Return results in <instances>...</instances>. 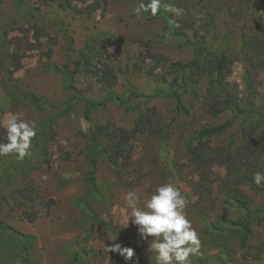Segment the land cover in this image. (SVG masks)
<instances>
[{
	"label": "rangeland",
	"instance_id": "1",
	"mask_svg": "<svg viewBox=\"0 0 264 264\" xmlns=\"http://www.w3.org/2000/svg\"><path fill=\"white\" fill-rule=\"evenodd\" d=\"M91 2H76L78 10L93 5ZM140 2L104 0L101 7L90 6L89 13L78 14L64 8L61 0H47L48 6L39 0H23L25 7L18 6L17 0H0V143L7 142L9 114L36 123L30 156L23 161L17 160L15 154L0 157V264H157L156 253L150 247L154 238L142 239L131 218L125 224L131 209L124 197L134 191L142 206L164 183H172L187 198L184 214L201 240L200 254L189 257L191 264H264V183L253 182L254 174L263 171L264 166L256 160L249 161L243 169L246 181L240 177L227 179L222 168L214 169L209 206L198 201L190 186V181L196 179L194 164L177 137L181 130L189 138L201 126L229 121L230 127L212 139L213 145L240 149L242 133L247 130L256 141L248 143V151L257 146L264 152V122L232 117L229 111L211 118L185 94L181 97L186 111H178L171 97L155 93L158 89L165 90L166 85L137 71L132 64L133 56H139L145 49L171 62H184L194 53L192 42L202 41L210 51L227 49L230 63L227 79L238 86L239 96H244L248 63L242 45L250 35L264 37L261 28L264 0H161L165 10L169 5L182 9L180 15L166 10L183 34L181 37H165L164 20L160 17L154 21L145 14L137 18L133 9ZM34 7L39 9L38 14L31 12ZM208 14L213 18L210 26ZM193 25L202 27L200 34L194 35ZM102 33L113 34L122 48V56L113 65L118 84L111 92L127 93L135 110L107 101L102 109L85 117L83 103L77 97L71 102V110L65 112L66 101L73 94L65 89L58 71H64L65 65L70 67L65 38L73 40V49L78 52L84 42L97 39ZM16 53L20 58L19 69H14L10 60ZM73 79L81 97L100 101L108 92L97 88L85 75ZM254 85L253 100L264 114V72L254 77ZM151 107L170 124L173 136L152 142L141 138L130 140L134 146L132 162L141 165V179L133 186H117L108 163L98 160V192L90 199V206L97 220L117 229L116 234L98 226L91 229L89 215L77 205L86 189L85 133L105 125L129 131L136 112ZM43 122H50L55 133L47 161L42 156L43 142L36 137ZM85 125L86 132L81 130ZM65 154L67 159L62 158ZM124 176L136 177L132 172ZM25 185H31L32 196L37 198L34 209L42 214L34 222L24 219L25 207L17 200V190ZM248 218L252 221L245 222ZM243 225L250 230L244 248L238 234ZM117 243L134 250L131 260L125 261L118 253H105L104 246ZM257 246L262 250L254 260L248 249Z\"/></svg>",
	"mask_w": 264,
	"mask_h": 264
},
{
	"label": "trees",
	"instance_id": "2",
	"mask_svg": "<svg viewBox=\"0 0 264 264\" xmlns=\"http://www.w3.org/2000/svg\"><path fill=\"white\" fill-rule=\"evenodd\" d=\"M39 1H42L44 6L49 4L47 0ZM61 1L64 8L78 14L89 13L90 6L101 7V4L104 3V0ZM90 1L94 4H89L85 9L78 10L76 2L88 3ZM17 5L25 7L23 6V0H17ZM30 10L34 14L39 13V9L36 7L30 8ZM145 15L151 21L158 17L164 20L163 35L165 37H181L183 35L176 28L172 15L163 7H160L159 12L155 16ZM207 17V25L210 26L213 24V18L209 14ZM260 21L261 19H258V24H260ZM261 28L264 30V24L261 25ZM192 29L194 35H198L202 27L193 25ZM15 43L17 44V42ZM192 44L195 50L192 57L187 61L171 62L163 55L153 54L145 49L139 56H133V67L137 71L156 77L163 82L166 85V89H158L155 93L171 97L178 111H186L181 97L185 94L193 99V102L198 105L202 113L211 118H216L222 113L229 111L232 113V117L263 123L264 114L259 111L253 96H255L254 77L264 72V37L250 35L243 42V51L248 63L246 70V75H248L247 87L244 96H239L238 86L231 84L227 79L230 73L227 49L210 51L202 41L198 40H195ZM65 46L68 54L67 62L70 67L65 65L66 69L64 71H58L62 75L65 89L73 92L69 101H66L65 112L71 110V102L77 97L81 98L85 109V117L94 110L102 109L107 101L117 102L127 110H135L129 104L132 98L127 93L116 95L111 92V88L118 84V76L113 65L122 56L121 45L116 41L113 34L102 33L98 35L97 39L84 42L78 52L74 51L73 40L70 37L65 38ZM10 60L14 65V69L20 68L19 54H12ZM81 74L87 76L90 81L97 85V88L108 90L102 100L96 101L93 98L81 97L80 90L73 84V78ZM169 125L161 114L157 112L156 108L151 107L136 112L133 126L129 131L105 125L90 129L85 133L87 143L84 149L86 165L84 182L86 189L82 197L78 199L77 205L80 206L84 213L89 215L91 229L98 226L110 229L114 234H116L117 229V226H109L110 228H108V225L102 219L97 220L90 206V199L98 192L96 179L98 160H104L108 163L113 171L114 182L117 186H133L134 183L137 184L141 179V165L136 163V166L132 162L134 146L130 140L138 138H141L144 142L165 140L163 138H169L170 135L173 136ZM229 127V121L217 126L204 125L199 127L192 137L189 138L184 135L182 130L177 133L178 139L183 141L186 154L189 160L193 162L195 168L196 179L190 181V186L194 190L198 201L207 202L209 206V198L212 194V184L214 182V169L222 168L227 179L240 177L246 181V178L243 177V169L249 161L256 160L264 166V152L260 151V148L256 146L255 150L248 151V143L253 144L256 142L251 131L245 130L242 133L241 140L243 142L240 149L231 145L212 144V139L220 137ZM36 137L38 141L43 142L42 156L47 161L50 144L55 138L50 122L42 123L41 131ZM62 158L67 159L68 155L65 154ZM130 172L134 173L136 177L128 179L124 176ZM261 172H264V168ZM33 192L31 185H25L17 190V200L20 205L22 204L25 207L23 215L27 222H34L42 216L38 210L34 209L33 203L37 198L32 196ZM226 193L231 198V193L229 191ZM232 198L235 199L236 197L232 195ZM43 206L44 208H49L48 204H43ZM209 210H211V207H209ZM47 214L48 210L46 209L45 215ZM249 220L250 222L252 221L248 218L245 222ZM241 228L238 234L240 246L244 248L245 239L246 236L250 235V230L247 225H243ZM261 250V246L251 247L248 249V252L250 251L248 255L252 254L251 259L255 260Z\"/></svg>",
	"mask_w": 264,
	"mask_h": 264
},
{
	"label": "clouds",
	"instance_id": "3",
	"mask_svg": "<svg viewBox=\"0 0 264 264\" xmlns=\"http://www.w3.org/2000/svg\"><path fill=\"white\" fill-rule=\"evenodd\" d=\"M161 7V0H141L133 9V14L140 18L143 14L155 16ZM176 15L182 14V9L171 5L166 7ZM82 131L87 127L82 126ZM7 142L0 143V157L15 154L16 159L23 161L30 156L32 139L36 135L35 121L19 119L15 114H9L6 122ZM256 185L264 183V172L257 171L253 176ZM126 206L131 214L126 218V226L131 223L137 227L142 239L153 237L151 249L156 253L157 264H191L190 256L200 254L201 240L192 223L184 214L188 201L179 188L172 183L159 185L140 205V200L134 191H129L125 197ZM116 239V238H115ZM114 239V240H115ZM105 253H118L129 261L134 256V250L122 247L119 243L104 246ZM138 264V262H137Z\"/></svg>",
	"mask_w": 264,
	"mask_h": 264
}]
</instances>
